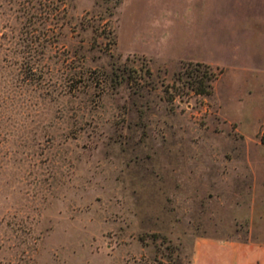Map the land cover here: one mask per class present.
<instances>
[{
    "label": "rangeland",
    "instance_id": "1",
    "mask_svg": "<svg viewBox=\"0 0 264 264\" xmlns=\"http://www.w3.org/2000/svg\"><path fill=\"white\" fill-rule=\"evenodd\" d=\"M206 2L182 44L179 0H0V264L264 242V72L223 52L235 0Z\"/></svg>",
    "mask_w": 264,
    "mask_h": 264
},
{
    "label": "crops",
    "instance_id": "2",
    "mask_svg": "<svg viewBox=\"0 0 264 264\" xmlns=\"http://www.w3.org/2000/svg\"><path fill=\"white\" fill-rule=\"evenodd\" d=\"M181 2V42L184 43L186 30H203L206 0H179ZM233 17L218 31L222 38L223 52L233 62L247 61L252 72H264V0H235ZM205 33H207L205 31ZM204 33V34H205ZM182 56L229 69L227 59L205 57L203 54L182 53ZM228 57V56H227ZM236 64V63H234ZM238 65V64H237ZM246 66V65H244ZM236 70H240L236 66ZM235 70V69H233ZM264 113V108H262ZM264 122V121H263ZM262 124V123H261ZM190 264H264V242L248 240L235 241L197 237L193 242Z\"/></svg>",
    "mask_w": 264,
    "mask_h": 264
},
{
    "label": "trees",
    "instance_id": "3",
    "mask_svg": "<svg viewBox=\"0 0 264 264\" xmlns=\"http://www.w3.org/2000/svg\"><path fill=\"white\" fill-rule=\"evenodd\" d=\"M198 66H205L202 63H195ZM210 78L206 75V71H204L201 75L196 74L194 79L190 84V89L196 94H210L211 93V86L209 82ZM263 136H264V127H263ZM262 141L264 138L262 137Z\"/></svg>",
    "mask_w": 264,
    "mask_h": 264
}]
</instances>
